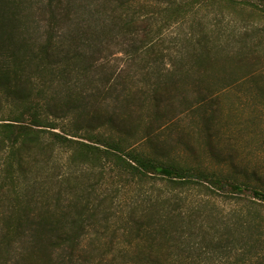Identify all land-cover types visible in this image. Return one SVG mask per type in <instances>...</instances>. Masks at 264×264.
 Returning a JSON list of instances; mask_svg holds the SVG:
<instances>
[{
	"label": "trees",
	"instance_id": "trees-1",
	"mask_svg": "<svg viewBox=\"0 0 264 264\" xmlns=\"http://www.w3.org/2000/svg\"><path fill=\"white\" fill-rule=\"evenodd\" d=\"M260 1L0 0V264H170L194 253L264 264V187L141 147L153 139L152 124L138 132L145 106L168 82L159 73L127 90L102 60L106 34L148 72L179 57L176 70L205 74L223 56L254 79L246 38L193 17L222 6L219 25L249 8L247 27L264 19ZM103 12L102 30H82L78 17ZM188 23L173 52L169 29Z\"/></svg>",
	"mask_w": 264,
	"mask_h": 264
},
{
	"label": "rangeland",
	"instance_id": "rangeland-1",
	"mask_svg": "<svg viewBox=\"0 0 264 264\" xmlns=\"http://www.w3.org/2000/svg\"><path fill=\"white\" fill-rule=\"evenodd\" d=\"M254 2L262 3L260 0ZM221 9L222 6L210 7L193 18L203 16L208 31L214 32L216 29L220 32L222 29L232 39L236 28L235 39L245 37L241 43L246 45L248 51H253L252 60L257 67L254 79L243 80L245 71L239 65L222 67L224 63L226 65L223 56L218 59L219 64L205 74L194 72L184 75L176 70L178 65L174 60L179 57H174L172 61L165 58L153 64L148 72L138 64H131L118 40L106 34L103 35L107 45L102 60H106L111 71L116 70V76L121 73V86L127 90H135L142 85L151 86L160 74L168 82L169 92L162 90L160 93L162 102L155 105L149 100L145 106L138 132L143 134L146 126L152 124L153 139L151 142L142 141L141 147L162 149L184 164L235 176L238 181H246L251 187H264V19L256 13L253 24L242 26L241 20L250 12L249 8H245L226 15L225 20L216 25L218 18L222 19ZM100 17L84 22L89 18L82 17V21L80 16L77 20L81 22L82 30L89 33L90 29L102 30L104 12ZM169 30L167 43L175 52L171 40L182 37L191 30V26L188 23ZM241 43L236 42V45L240 46ZM202 98L204 104L197 106ZM218 203L226 210L235 207V204L223 198ZM118 238L119 241L123 240L122 235ZM106 240L102 239V248H105ZM177 261H170V264H222L212 259L202 261L195 253L185 261Z\"/></svg>",
	"mask_w": 264,
	"mask_h": 264
}]
</instances>
